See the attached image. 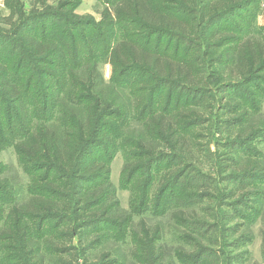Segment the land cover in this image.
I'll list each match as a JSON object with an SVG mask.
<instances>
[{"label":"rangeland","instance_id":"rangeland-1","mask_svg":"<svg viewBox=\"0 0 264 264\" xmlns=\"http://www.w3.org/2000/svg\"><path fill=\"white\" fill-rule=\"evenodd\" d=\"M249 1L206 0L202 6L188 0L190 40L179 46L165 29L162 44L180 47L194 71L184 66L189 75L153 72L148 79L138 70L147 89L138 94L160 85L163 97L150 113L158 115L147 120L134 117L126 89L111 82V62L100 60L90 86L91 66L60 74L59 66L35 55L39 44L29 50L42 25L47 41L57 30L48 15H61L57 27L64 29V17L79 15L82 33L92 29L89 22L104 19V0H50L48 8L35 0H0V48L17 47L4 63L5 79L20 83L13 77L19 65L33 67L44 84L55 83L52 74L66 79L58 98L52 95L58 111L47 122L58 136L64 130L56 121L61 108L86 119V110L69 102L84 88L93 96L102 93L106 113L124 112L120 120L104 116L107 128L113 124L119 132L111 144L107 130L90 148L94 152L85 151L63 172L53 170L48 182L47 169L27 168L18 148L44 123L23 119L21 106L0 89V264H264V56L250 64L238 52L248 39L257 44L252 51H264V0L239 6ZM86 31V38L93 36ZM42 45L54 51L53 44ZM53 58L59 61L55 53ZM163 71L170 72L167 63ZM74 77L82 85L68 87ZM10 116L19 124L12 126Z\"/></svg>","mask_w":264,"mask_h":264},{"label":"trees","instance_id":"trees-1","mask_svg":"<svg viewBox=\"0 0 264 264\" xmlns=\"http://www.w3.org/2000/svg\"><path fill=\"white\" fill-rule=\"evenodd\" d=\"M49 1L35 0V4L39 7L48 8ZM170 1L175 2L176 5L168 7L166 3ZM205 1L200 0V4L202 3V6H204L203 3ZM104 2L108 6L107 11L104 13V19L100 21L96 20L97 23L96 21L89 22V25L93 26L92 29H88V27L86 29L83 28L82 33L78 31L80 22H82V18L79 15L74 14L73 16H69L68 14L64 17L65 19L63 20L67 22L65 29L57 27L59 24L57 22L61 15H48L46 18L53 22V24L55 23L54 27L57 30L49 38L50 41H47L46 26L42 25L40 38L38 40L33 38V41H31L33 45H31L29 50L30 52H32V49L36 51V46L39 44L35 55L45 56V62L52 65V67L54 65L59 66L60 74H67L68 69L81 68L83 64L91 66L87 76L90 86L94 85L97 82L96 79L99 77L96 70L100 60L104 58L106 62H111L115 75V77L112 76L111 82L119 89H126L124 93H127L131 98L134 110L137 109L133 114L138 112L134 117L142 119L143 116L148 115L149 118L147 120H149L158 115L154 113L150 115V113L157 111L160 106L159 102L163 97L156 90L160 85L155 90L152 89L150 93L138 94V92L147 91L145 82H143V77H146V73L149 74L148 79L152 78L153 72L159 75L174 74L173 72H180L181 74L179 75H189L187 70L194 71L195 68L194 62L191 59H187L181 55L184 53H182L180 47L172 51L169 45L165 46L162 44L163 33L167 34L165 29L170 31L168 38L177 40V45L179 46L190 38L188 25L190 26L191 22L188 20L189 18L186 19L188 0H104ZM253 3V0H251V2L249 1V3L243 6L242 4L239 6L245 7L249 4L252 6ZM18 12L13 11L12 14L16 16ZM39 18L42 17L39 16ZM25 22L29 23V19ZM248 22L247 25L252 24V19L250 18ZM168 28L171 29L169 30ZM86 30L91 32L93 36L86 38L88 33ZM248 40L243 41L239 45L238 52L244 53L243 59L240 61L250 62V64L260 63L262 56H264V51H252L257 44ZM87 41L90 43H87ZM42 44H53L55 46L54 51L48 45ZM16 48L14 50L10 49L9 52H5V46L0 48V62L3 63L2 66L0 65V89H3L2 91L10 100H14L15 104L21 106L22 113L20 116L23 119L30 116L35 121L44 123L39 131H33L27 142L18 148L21 161L27 168L35 171L47 169L44 179L49 182L54 179V176L50 177L53 170L63 172L61 171L62 166H66L71 161L81 158V155L85 151L88 153L94 152L90 148L100 140L98 136L103 135L107 130H109L107 136L110 137L108 141L111 144L113 135L119 132L118 130L112 131L113 124H111L110 129L107 128L108 125L104 116L120 120V118L124 119V112L117 111L111 113L112 115L106 113L103 108L105 100L102 97V93L94 92L93 96L89 90L90 93L84 88L82 92L75 94L74 101L69 100V102L73 105L82 106L86 110L85 113H88L86 119L84 120L83 117L74 114L68 107L61 108L56 121H61L64 130L63 137L58 136L55 130L49 127L50 124L47 125V122L52 120L53 112L58 111V103L51 100L52 95L56 99L58 98L57 92H62L64 87H66V79L60 77L57 79L52 74L51 76L55 78V83L52 84L45 81L44 84L42 82L43 78L37 77L33 67H28L27 69V67L24 68L19 65L13 77L14 79H20V83H18L19 80H16V86L14 85L15 83L10 84V81L5 79L6 76H4V70L7 72V68L4 65L6 64L5 61H8V58L11 59L10 57L14 54ZM22 49L25 50L20 52L21 58L25 56L24 52L27 53L26 48L23 47ZM53 52L59 61H55L54 58L52 59ZM22 60H24V57ZM116 61L118 64H116ZM160 62H163V65L159 64ZM165 63L168 64L170 72L165 73L163 71ZM67 64L70 66L66 68ZM184 66L187 70L184 69ZM248 68L243 70L244 74L249 70ZM36 69L40 71L39 66ZM138 70H141L143 74ZM186 75L185 78L188 80L190 77ZM76 81L75 77L71 78L68 87H74L78 83ZM79 82L78 86H81L82 82ZM19 85L23 88L24 92L21 91L22 89H19ZM73 105L70 106L73 107ZM31 107H34L33 112L30 111ZM130 115V112L126 114V119ZM10 119L12 126L19 124L18 118L10 116ZM29 131L28 135H30ZM97 160H99L98 157ZM97 160H94L95 165L100 162L99 166H107L101 161L97 162ZM80 162L82 161L75 162L78 169H80ZM108 172L110 173L109 169H107ZM107 183L112 186L109 181ZM36 195L39 197L38 193ZM31 200H34V198H31ZM37 203H34L33 206L36 207Z\"/></svg>","mask_w":264,"mask_h":264},{"label":"crops","instance_id":"crops-1","mask_svg":"<svg viewBox=\"0 0 264 264\" xmlns=\"http://www.w3.org/2000/svg\"><path fill=\"white\" fill-rule=\"evenodd\" d=\"M99 21V20H98Z\"/></svg>","mask_w":264,"mask_h":264}]
</instances>
